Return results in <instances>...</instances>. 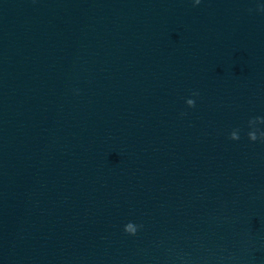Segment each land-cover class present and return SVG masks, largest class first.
Returning <instances> with one entry per match:
<instances>
[{"label":"water","instance_id":"95a60500","mask_svg":"<svg viewBox=\"0 0 264 264\" xmlns=\"http://www.w3.org/2000/svg\"><path fill=\"white\" fill-rule=\"evenodd\" d=\"M0 264H264V0H0Z\"/></svg>","mask_w":264,"mask_h":264}]
</instances>
